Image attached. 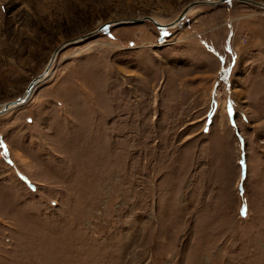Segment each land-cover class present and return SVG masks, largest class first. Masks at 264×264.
Segmentation results:
<instances>
[{"label":"rangeland","instance_id":"374dc122","mask_svg":"<svg viewBox=\"0 0 264 264\" xmlns=\"http://www.w3.org/2000/svg\"><path fill=\"white\" fill-rule=\"evenodd\" d=\"M200 1L0 0V109L78 40L0 115V264H264V8Z\"/></svg>","mask_w":264,"mask_h":264},{"label":"water","instance_id":"95a60500","mask_svg":"<svg viewBox=\"0 0 264 264\" xmlns=\"http://www.w3.org/2000/svg\"><path fill=\"white\" fill-rule=\"evenodd\" d=\"M227 1H231V0H220V1H217V2H212V1H200V2H196V3H193L191 4L186 10H184L177 18L176 20L174 21V24H177L179 23L184 17H185V14L189 11V9L195 5H201V4H205V5H218V4H222V3H225ZM243 3H251L253 5H256V6H259V7H262L264 8V6H262L260 3H256V2H253V1H249V0H239ZM143 21H150L152 22L156 27L160 28V29H164V28H168L169 26L168 25H161L160 23H158L157 21H155L154 19L150 18V17H143L142 19H139V20H130V21H125V23H133V24H136V23H141ZM123 23V22H122ZM173 24V26H174ZM171 25V24H170ZM110 24L109 23H106V24H103L100 26V28L98 29V31H101V30H104L106 29L107 27H109ZM78 42V40H70V41H67L65 43H63L60 47H58L52 54L51 56V60L55 59V57L57 56V54L61 51V49H63L64 47L68 46V45H71V44H74ZM47 73H48V67H46L43 71V73L33 79L29 85L27 86L26 90H25V94L15 100V101H12V102H7L5 103L2 108L0 109V115H3L5 113H7L9 110L15 108V107H18L20 105H23L24 103H26L29 98L31 97L32 95V92L33 90L35 89L36 85L39 83L40 80H42L43 78H45L47 76Z\"/></svg>","mask_w":264,"mask_h":264},{"label":"bare ground","instance_id":"6f19581e","mask_svg":"<svg viewBox=\"0 0 264 264\" xmlns=\"http://www.w3.org/2000/svg\"><path fill=\"white\" fill-rule=\"evenodd\" d=\"M262 6H264V4H261ZM156 21V20H155ZM161 24V23H160ZM173 24L174 23H172L171 25L173 26ZM178 24V23H177ZM161 25H164V24H161ZM174 25H176V24H174ZM171 28H173V27H171ZM57 57V56H56ZM56 57H55V59H56ZM55 59H53V60H51L50 61V64L48 65V73H47V76L50 74V72H51V67H52V65H53V63L55 62ZM46 76V77H47Z\"/></svg>","mask_w":264,"mask_h":264}]
</instances>
